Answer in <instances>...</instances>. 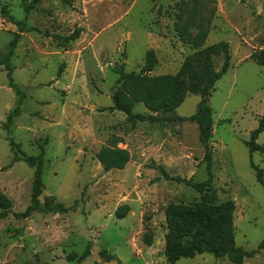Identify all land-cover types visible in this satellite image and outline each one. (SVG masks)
Returning <instances> with one entry per match:
<instances>
[{
  "label": "rangeland",
  "instance_id": "obj_1",
  "mask_svg": "<svg viewBox=\"0 0 264 264\" xmlns=\"http://www.w3.org/2000/svg\"><path fill=\"white\" fill-rule=\"evenodd\" d=\"M0 0V56L19 33L8 62L23 97L20 112L5 128L18 95L0 65V195L9 213L0 218V264H116L99 255L106 249L120 264H166L163 253L167 203L199 199L191 186L166 179H207V161L194 121L152 122L127 119L111 110L117 71L141 70L152 49L151 73L175 74L196 50L197 19L185 39L175 31L180 0ZM214 9L205 45L225 40L230 65L207 96L212 109L211 190L217 202L232 199L235 245L252 250L264 241V186L250 161L262 169L259 152L251 157L246 141L263 110L264 66L252 53L264 48V0H205ZM34 27L35 30H28ZM81 32L64 43L75 28ZM219 70L222 54L212 58ZM200 95L187 92L174 110L190 116ZM134 112L149 113L141 102ZM160 115V114H159ZM129 151L122 169L105 171L95 157L111 137ZM10 141L16 143L13 150ZM257 143H264V131ZM43 150L40 204L60 202L66 212L33 210L34 168L14 161V152L36 156ZM1 210V207H0ZM144 237L151 238L147 245ZM89 244L90 255L77 258ZM264 264V245L244 258ZM175 264H233L211 253L182 257Z\"/></svg>",
  "mask_w": 264,
  "mask_h": 264
},
{
  "label": "trees",
  "instance_id": "obj_2",
  "mask_svg": "<svg viewBox=\"0 0 264 264\" xmlns=\"http://www.w3.org/2000/svg\"><path fill=\"white\" fill-rule=\"evenodd\" d=\"M38 1L31 0L25 10L27 11L29 7ZM213 15L214 9H208L205 0H180L175 31L179 37L185 39L190 25L197 19L198 31L191 40L196 50L185 57L175 74H153L151 71L156 64V57L153 50L148 49L140 71H125L123 67L119 68L116 87L111 96L112 105L109 108L123 112L127 119L163 123L190 120L198 126V140L203 146L204 159L207 161V179L201 182H192L185 177H169L163 166H158L166 179L182 182L193 187L199 193V199L196 201L188 204L169 202L165 206L166 233L164 235L163 253L166 264H175L182 257L192 258L202 253H211L215 257L226 256L233 264H246L244 258L255 254L264 245V241H261L256 249L248 251L235 245L233 224L235 203L232 199L217 202L211 190L212 151L210 139L213 135V119L207 96L214 87L215 82L227 71L231 59L229 44L225 40L204 46ZM28 30H35V28L30 27ZM80 30L78 27L66 36L56 35L55 37L62 39L64 43H68L69 40H75L79 36ZM18 38L19 33H16L9 41L7 55L5 57L0 56V65H4L7 70L8 85L18 95L17 105L6 116L5 128L10 125L13 117L19 114V104L23 98L20 90L13 83L11 66L8 62ZM219 54H222L223 61L220 69L215 70L212 58ZM251 56L257 64L264 66V48L252 53ZM187 92L200 95L195 112L187 117L175 115L174 110L181 104ZM138 102H141L149 113L134 112L133 106ZM263 131L264 102L257 125L249 131V140L245 142L250 157L252 152L256 151L264 158V143L256 142L258 135ZM120 141L121 139L113 136L96 152L95 157L105 171L122 169L129 161V151L118 146ZM9 143L12 150L15 146L16 149H19V146L13 141ZM42 156V149L36 156L14 152V161L23 160L34 168L30 194L31 204L23 212L16 213L17 216L27 217L33 210L60 213L68 210V207L60 202H45L43 204L39 202L43 190ZM250 166L255 170L257 180L264 186L262 169L254 165L252 161H250ZM8 204L6 197L1 194L0 218L9 213ZM144 241L147 245L151 244L150 237H144ZM98 253L104 257L105 261L116 259V264H120V260L112 254H107L106 249H100ZM89 255L90 248L88 244L77 260L81 261Z\"/></svg>",
  "mask_w": 264,
  "mask_h": 264
},
{
  "label": "crops",
  "instance_id": "obj_3",
  "mask_svg": "<svg viewBox=\"0 0 264 264\" xmlns=\"http://www.w3.org/2000/svg\"><path fill=\"white\" fill-rule=\"evenodd\" d=\"M77 28H78V27H77ZM79 28L81 29V27H79ZM81 30H82V29H81ZM81 30H80V32H81ZM79 35H80V34H79ZM78 37H79V36H78ZM78 37H77V38H78ZM118 146H119V145H118ZM127 163H128V162H127Z\"/></svg>",
  "mask_w": 264,
  "mask_h": 264
}]
</instances>
